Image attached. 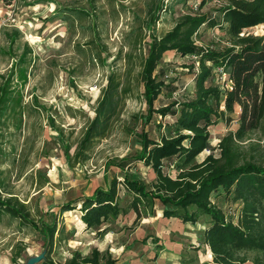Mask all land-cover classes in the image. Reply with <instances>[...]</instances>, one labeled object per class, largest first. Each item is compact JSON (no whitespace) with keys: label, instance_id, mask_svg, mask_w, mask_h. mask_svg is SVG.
Instances as JSON below:
<instances>
[{"label":"rangeland","instance_id":"obj_1","mask_svg":"<svg viewBox=\"0 0 264 264\" xmlns=\"http://www.w3.org/2000/svg\"><path fill=\"white\" fill-rule=\"evenodd\" d=\"M201 1L0 0V198L27 205L29 218L39 225L51 222L54 214L58 220L48 247L33 225L1 211L0 264H66L76 251L85 255L96 247L118 264H193L181 262L179 254L206 259L202 233L209 216L185 228L181 219L162 216L163 205L156 200L154 209L138 219L122 186L124 211L101 225L100 230L107 228L104 235L85 228L80 205L60 213L64 203L91 195L97 187L109 188L114 177L123 180L127 174L146 185L155 179L153 169L132 159L140 153L143 132L159 140L173 134L176 117L158 110L195 96L190 66L198 67V58L175 51L163 55L155 73L167 87L154 101V111L144 96V58L152 39L172 30L182 15L201 12L220 18L216 9L227 0ZM245 31L261 35L264 27ZM195 41L211 48L229 45L220 27L202 26ZM218 71L210 83L227 87L228 75ZM110 84L113 109L100 116L94 129ZM178 110L174 104L172 113ZM239 114L237 106L231 123L221 116L210 127L213 146L238 128ZM251 136L264 151V134ZM207 154L203 151L197 161ZM165 165L175 176L168 161ZM211 196L247 231L243 198L224 188ZM263 215L259 209L253 217L262 221ZM242 254L250 260L246 264H254V257H264V247Z\"/></svg>","mask_w":264,"mask_h":264},{"label":"trees","instance_id":"obj_2","mask_svg":"<svg viewBox=\"0 0 264 264\" xmlns=\"http://www.w3.org/2000/svg\"><path fill=\"white\" fill-rule=\"evenodd\" d=\"M203 3L204 0L200 5ZM216 10L221 13L220 18L201 12L182 15L172 30L152 39L144 58L141 76L150 111H154V101L167 87L155 73L163 55L175 51L181 56L192 54L198 58V67L190 66L195 69V96L158 110L164 117L170 113L176 117L173 134L163 135L159 140L143 132L140 153L132 159L153 169L155 179L146 185L127 174L123 180L114 177L109 188L97 187L91 195L64 203L60 213L80 205L85 228L98 229L97 234L104 235L107 228L100 230L101 225L110 223L124 211L120 202L122 186L131 196L129 208L138 219L154 209L156 200L161 201L162 216L167 218L178 217L185 223L196 224L202 216H209L202 244L210 247L212 260L205 264H246L250 260L242 251L264 247V237L257 233H264V215L262 221L253 217L259 209L264 213V151L261 141L251 136L256 131L264 134V34L245 31L264 27V0H227ZM202 26L220 27L229 45L222 48L198 45L195 36ZM218 67L227 73L230 87L210 83ZM109 87L94 129L100 116H107L113 109L112 84ZM174 104L179 110L172 113ZM237 106H240L238 128L213 146L210 127L217 125L221 116L231 123ZM205 150L209 154L197 161ZM165 161L176 170L175 176L165 170ZM219 188L245 200L247 231L235 225L213 203L211 195ZM26 209L27 205L17 199L0 198V212L30 223L47 238V246H53L58 231L56 214L51 222L42 221L39 225L29 218ZM92 250L87 255L76 251L66 264H117L110 253L97 247ZM253 263L264 264V257H254Z\"/></svg>","mask_w":264,"mask_h":264},{"label":"crops","instance_id":"obj_3","mask_svg":"<svg viewBox=\"0 0 264 264\" xmlns=\"http://www.w3.org/2000/svg\"><path fill=\"white\" fill-rule=\"evenodd\" d=\"M230 84L231 83L229 81H226V86L227 87H230ZM161 215H162V213H161ZM173 218L174 219H180L178 217H173ZM181 223H182V226L185 227V228L189 227V224L193 225L191 222L185 223V222L182 221ZM204 246L208 249L207 250L206 257H205L206 258L205 260L200 259V257L199 256H196V255H194V257L191 256L190 258H188V257H183V254H179L181 262L184 261V262H187V263L190 262V263H193V264H205L206 262H210L212 260V252H211V249L207 245H204ZM88 253H89V251L87 252V254ZM87 254H85V255H87ZM117 264H118V261H117Z\"/></svg>","mask_w":264,"mask_h":264},{"label":"built area","instance_id":"obj_4","mask_svg":"<svg viewBox=\"0 0 264 264\" xmlns=\"http://www.w3.org/2000/svg\"><path fill=\"white\" fill-rule=\"evenodd\" d=\"M193 57H194V58H197L195 55H193ZM217 69L219 70L218 72H219L220 74H222L223 76H225V75L227 76V73L224 72L223 67H218Z\"/></svg>","mask_w":264,"mask_h":264},{"label":"water","instance_id":"obj_5","mask_svg":"<svg viewBox=\"0 0 264 264\" xmlns=\"http://www.w3.org/2000/svg\"><path fill=\"white\" fill-rule=\"evenodd\" d=\"M28 264H32V262H29Z\"/></svg>","mask_w":264,"mask_h":264}]
</instances>
